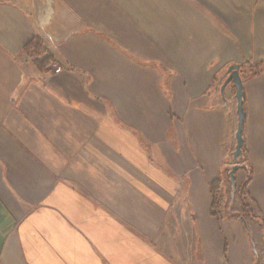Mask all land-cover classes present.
I'll list each match as a JSON object with an SVG mask.
<instances>
[{
    "label": "crops",
    "instance_id": "1",
    "mask_svg": "<svg viewBox=\"0 0 264 264\" xmlns=\"http://www.w3.org/2000/svg\"><path fill=\"white\" fill-rule=\"evenodd\" d=\"M0 264H264V0H0Z\"/></svg>",
    "mask_w": 264,
    "mask_h": 264
},
{
    "label": "water",
    "instance_id": "2",
    "mask_svg": "<svg viewBox=\"0 0 264 264\" xmlns=\"http://www.w3.org/2000/svg\"><path fill=\"white\" fill-rule=\"evenodd\" d=\"M240 65H233L231 66L223 79L222 86L220 87V93L222 96H224V91L226 87L229 84H232L235 89H236V95L234 100L237 101L238 105V116H239V125H238V132L236 134V139H237V148L235 153L233 154L234 161L236 164L232 167L229 177H230V183L232 185V191H233V198L236 196V187H237V181H236V173L239 169V159L242 158L243 156V146H244V140L242 136L243 132V125H244V118H245V112H244V85H243V79L240 74ZM244 221V219H242Z\"/></svg>",
    "mask_w": 264,
    "mask_h": 264
},
{
    "label": "rangeland",
    "instance_id": "3",
    "mask_svg": "<svg viewBox=\"0 0 264 264\" xmlns=\"http://www.w3.org/2000/svg\"><path fill=\"white\" fill-rule=\"evenodd\" d=\"M233 191L230 190L228 192V196H227V202H226V205L219 208V207H216V212H215V216L217 217L218 221H219V218L222 217V214H221V211H223L224 215L229 219L231 217V215L233 214V217L235 218H238L240 217L241 215L243 216V213H242V209L240 206H237L235 204V201L232 202V198H233ZM235 200V198L233 199ZM221 209V211L219 212L218 210ZM222 220V218H221ZM242 219H238L237 222H241ZM246 228V227H245ZM235 242V240H234ZM241 247V246H240ZM255 252V250H254Z\"/></svg>",
    "mask_w": 264,
    "mask_h": 264
},
{
    "label": "trees",
    "instance_id": "4",
    "mask_svg": "<svg viewBox=\"0 0 264 264\" xmlns=\"http://www.w3.org/2000/svg\"><path fill=\"white\" fill-rule=\"evenodd\" d=\"M24 53L27 54H33L36 53L38 55L46 54V50L44 48L43 42L40 38H34L31 42H29L25 48L23 49ZM53 61V58L51 56H47L40 62L42 65H49Z\"/></svg>",
    "mask_w": 264,
    "mask_h": 264
},
{
    "label": "built area",
    "instance_id": "5",
    "mask_svg": "<svg viewBox=\"0 0 264 264\" xmlns=\"http://www.w3.org/2000/svg\"><path fill=\"white\" fill-rule=\"evenodd\" d=\"M56 73H60L61 72V68L57 67L55 70Z\"/></svg>",
    "mask_w": 264,
    "mask_h": 264
}]
</instances>
